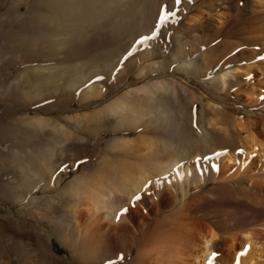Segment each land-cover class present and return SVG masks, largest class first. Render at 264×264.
<instances>
[{"label": "bare ground", "instance_id": "obj_1", "mask_svg": "<svg viewBox=\"0 0 264 264\" xmlns=\"http://www.w3.org/2000/svg\"><path fill=\"white\" fill-rule=\"evenodd\" d=\"M160 1L33 0L29 2L27 10L22 12L18 5L23 0H15V3L7 6L8 11L11 7H16L17 11L11 13L6 22L11 26L12 32L2 33L7 47L0 48V65L5 61L15 64L21 70L12 84L0 90V98L25 104L35 101L34 96H31L35 90L45 92V97L47 91H52L58 93L54 99L63 100L65 96L67 100H74L82 106L85 102L96 103L106 97L121 85L119 78L128 79L130 74H138L140 68L135 59L137 36H144V32L149 29L150 32L146 34L156 32V37L163 32L162 27L165 24L159 21L160 17H157L156 13V9L162 4ZM186 1L190 4L197 2ZM215 1L217 0H208L207 4L211 7ZM226 1L228 10L236 9L235 5L230 3L231 0ZM249 3L250 5H245L247 9L249 6V15L240 10L230 15L225 12L227 15L223 13L222 16H225L227 26L234 23L235 28H230L228 34L240 36L243 43L256 44L258 40H263L261 49L258 50L261 53L264 52V0H252ZM150 9L152 13L149 12ZM49 12H53L52 15ZM153 21H156L155 25ZM151 25L154 28H151ZM88 31L96 34V40L91 38ZM248 32L252 34L245 36ZM229 47L231 43L230 46L227 45V48ZM230 50L226 53L229 54ZM242 53L245 51H241V55ZM149 55L142 54L141 58L145 61ZM248 55L245 53L243 57ZM151 56L163 58L161 66L168 61L178 60L175 69L182 72L181 74L186 75L189 72L195 77L198 76L194 73L201 65L192 64L193 61L189 63L185 59L181 61V48L178 45L173 46L168 55L164 56L160 50H153ZM236 56L232 54L230 58ZM147 63L146 66L154 68L159 67L160 61L156 60L148 65ZM261 65L256 67L261 70L260 75L263 74V78L264 65ZM223 69L224 67L218 68L210 77L202 78L204 84L223 89L229 96L240 92L239 94L246 97L242 101L239 98L238 101L244 114L253 116L258 113L262 119H241L235 114L224 112L225 110L220 111L216 108L219 104L213 102L216 107L210 106V116L203 121L200 119L204 127L201 136V133H193L190 124L184 123V120H176V125H172L169 122L174 114L169 116L166 112H179L183 103L190 101V97L189 100L184 97L187 88L185 81L163 77L140 87L128 88L101 105L96 103L94 108L81 109L66 115L60 123H54L49 118L31 120L29 125L32 127L48 126L52 130L45 147L42 146L45 153L51 154L57 151V148L61 154L66 151L65 147L77 148L85 144L88 137L97 139L99 145L102 133L127 130L139 132L134 138L118 136L107 140L103 151L94 148L90 154H80L77 160L85 164L106 161L108 157L105 153L119 150L121 154L131 156L132 162L124 168L119 177L113 174L112 178L106 179L109 173L104 170L93 172V175L85 178H81V175L75 176L56 195L45 197L43 203L50 206L55 204L60 196L67 195L66 205L73 209L69 218L65 217L61 223H52L55 226L49 223L51 229L60 236L69 234V240H77L78 232L72 230L77 224L73 215L76 214L82 198L87 199L86 201H97L100 208V205L105 204L106 199L112 196L133 201V196L138 193L143 200L144 194L152 197L155 193V197L162 200L167 197L166 202L173 208L171 218L161 216L152 223H144L141 228L144 233L132 245H136L137 255L129 264H164L160 263L162 260L167 262L166 264H208L212 253H216L212 264H264V89L252 86L248 90L249 80L239 79L240 72L245 78L250 75V65L241 68L230 67L226 71ZM114 75H117V79H114ZM73 91L79 95L78 98L73 99ZM231 91L233 93H230ZM253 107L257 108V112L252 110ZM166 116L169 117V122L165 120ZM142 118L148 126L143 128L132 125ZM110 119L112 122L108 123ZM186 120L190 123L188 118ZM17 125L18 121L10 120L0 125V132H6ZM166 128L167 131H164ZM147 141L149 146L153 147L152 150H155V156L153 154L149 157L151 161L161 159L151 163V166L146 164L150 159L144 162L137 155L140 147ZM151 148L148 147L149 150ZM5 154L0 152V160H4L3 162H7ZM17 156H14L11 164L19 165L18 169L22 163H25L28 171L30 166H38L39 178H43L38 189H42L43 195L61 185L63 175L52 180L54 165L49 161L51 157L45 160L46 156L41 154L19 156V164L15 161L19 160ZM197 157L208 159L198 161ZM109 158L117 160L110 156ZM189 160H193L195 165L191 166ZM173 166L175 167L170 169ZM156 175L160 176V179ZM150 180H153V183L149 185ZM232 180L238 182L236 187L228 184ZM81 183L82 186L79 187ZM164 183H167V187ZM208 183L215 186L177 206V202L188 194L190 184L200 189ZM146 184L147 189L144 187ZM11 189L10 184L0 185V195L9 197ZM180 193L182 198L179 197ZM40 198L34 196L29 203L34 204ZM185 210L191 213V218H206V228L203 229L198 223L200 219L197 222L176 223L177 217ZM104 211L106 216L111 218L107 205ZM118 228L128 232V227L123 223H119ZM126 236H123L124 239ZM245 246L247 251H244ZM241 252L244 254L238 260L237 254ZM33 256L34 254L28 253L27 260L23 259L19 264H48V257L33 259Z\"/></svg>", "mask_w": 264, "mask_h": 264}, {"label": "rangeland", "instance_id": "obj_2", "mask_svg": "<svg viewBox=\"0 0 264 264\" xmlns=\"http://www.w3.org/2000/svg\"><path fill=\"white\" fill-rule=\"evenodd\" d=\"M31 1L23 0V2L18 5L20 10L22 12L26 11L28 8L27 6ZM207 1L208 0H197L196 3L190 4L186 0H181L180 4H177L176 0H161V6L159 5L156 9L158 12L155 11L157 13V17H160L161 9H164L166 14L175 13V15L168 16V19L164 21L165 26L162 27L164 28V30H162L163 32L157 37L156 32L154 36L153 33H151L152 35L146 34L147 32H150V29L147 32H144V36L142 34L140 36L136 35L137 40L135 41V44L137 47L135 49L137 52L135 59L140 68L138 70V74L137 72L136 74H130L128 79L123 77H121L122 79L119 78L121 85L116 90L109 92L106 97L98 100L96 103L101 105L114 98L116 95L123 93L128 88L140 87L156 80H160L163 77H174L173 79L175 81H185L184 84H186L187 88L185 91L186 93H184V97L188 100L190 97V101L183 103L181 110H178L179 112H166L169 116L174 114L173 119H171L170 122L169 117H165V120L172 125H176V120V122L184 120V123L188 125L190 124L189 127L192 128L191 130L193 133H201V136L204 133L202 123L203 119L210 116L212 107H216L213 106V102H217L219 104L216 108L220 111L225 110L224 112H227L228 114L230 113L231 115L235 114L241 119H245L247 117H251V119L254 118V120L262 119L258 113L253 116H247L244 114V112L240 109L238 101L239 98L240 101H242V99H245L246 97L239 94L240 92H238L237 95L234 93L229 96L223 89L220 90L210 85L208 87L207 84L205 85L202 81V78L210 77L218 68L224 67L223 70L226 71L227 68L230 67L241 68L250 65V75L245 78V76L243 77L242 75L243 73L240 72L239 79L242 81L244 79L249 80L248 90H250L252 86L253 88L264 89V77L261 78L263 74L260 75L261 70H257L258 68L256 67L259 65L262 66L261 64L264 65V60L257 59L259 56H264V52L260 53L258 51L261 49L263 40H258L256 44L243 43L244 41L240 38V36L228 34V30L230 28H235L234 23H230L227 26L225 16H222L226 13L229 15L236 14L240 10H242V13L244 12V14L249 15L251 13L249 12V6L247 9L245 5H250L249 2L252 0H231L230 3H232V5L234 4L236 8L234 10H228L226 8L228 4V1L226 0H217L211 7L207 4ZM11 3H15V0L0 1L1 49H5L7 47L2 33L12 32L11 26L6 24L7 19L11 13L15 12V10L17 11L16 7H11L9 9L10 11H8L7 6ZM149 12L152 13L153 11L150 9ZM52 13H50V15H52ZM192 17L194 19H192ZM155 22L156 21H153L154 25ZM152 25L150 27L154 28ZM88 34L91 38L93 37L94 40H96V34L94 32L88 31ZM251 34L252 32H248L244 35L250 36ZM145 36L150 37V39H142ZM230 43L231 47L227 48V45L230 46ZM175 45H178L181 48V61H184L185 59V61H188L189 63L193 61L192 64L196 63V65H201L197 72L194 73L198 76L195 77L189 72L186 75L181 74L182 72L175 69L178 65V60H175L174 62L172 60V62L168 61L165 65L161 66L160 64H163V58H159L160 56H151V51L153 50H160L161 55H168L170 49ZM231 48L234 49L232 50ZM228 50H230L229 54H227L228 52L226 53ZM241 51H245V53L249 54L248 57H246L247 59L243 57L245 53H242L241 55ZM141 52L142 54H150L147 60L144 59L145 61H143V58H141ZM232 54L236 57L230 58V55ZM155 59L160 61L159 67H154V69L153 67L145 65L147 62L150 64L153 61H156ZM20 60L24 61V59ZM139 61L140 63H138ZM191 67H193V65H191ZM20 70L21 69H18L15 64L5 63V61L4 63L2 62L0 65V90L6 88L7 85L12 84L14 78L18 75ZM114 79H117V75H114ZM233 79L235 80V77ZM232 91L234 92V90ZM232 91L230 93H233ZM44 93L40 90L33 91L31 96H34L35 101L25 104L19 102L15 103L11 100L0 98V125H3L10 120L18 121L17 127L15 126L10 128L6 130V132H0V152L3 154L6 153L5 157L7 159V162L0 160V185L10 184L12 186L11 191L8 193L9 197L4 198L0 195V264H19L23 259L27 260L26 255L28 253L34 254L33 259L34 257L39 258L40 256L42 258L48 257V264H129L130 261L137 255V247L136 245L135 247L132 245L139 240L141 235L144 233V230L141 229L144 223H152L154 219H158L161 216H169V218H171L170 214L172 213L173 208L170 204H168V202H166L167 197L165 200H162L155 197V193L153 195L155 198L144 194V200L141 199L134 202L129 201L127 198L117 199V197L112 196L107 198L106 203L101 204L100 208L98 207L97 201H93L92 199V201L89 200V202L86 201L87 199L82 198L77 206L76 214L73 215V219L77 220V224L74 225L72 230L74 229L78 232L77 240H69L67 238L69 237V234L67 236H60L51 229V225L55 226L52 223H61L65 217L69 218L70 212L73 211V209L66 205L65 199L67 195L60 196L56 203H53L50 206L44 204L43 200L45 197L48 198L56 195V193L60 192L63 186L75 176L81 175V178H85L89 175H93V172H100L101 170H104L106 173L110 174L106 176V179L112 178L113 174L119 177L124 168L132 162L131 156L123 155L119 152V150L112 151L110 154L103 153L106 157L109 158L110 156L116 158L117 160L106 158V161L99 160L94 163L86 162L84 164L82 161L77 160V158L82 153H92L94 148L103 151V147H105L107 140H111L118 136L134 138L139 135V132L127 130L102 133L99 137V145H97V139L88 137L89 139L87 138V142H84L85 144L77 148L75 147L74 149H67V147H65L66 151L62 154L58 153V148L53 154L45 153L42 149H44L43 147L46 145L45 142H47V138L50 136L52 130H50L48 126L32 127L29 125L31 120L34 121L38 118H49L54 123H60L61 119L66 115L73 114L81 109L94 108L96 103H94V101H88L81 106L74 100H67L64 98L65 96L63 97V100L54 99L58 95L56 92L47 91L46 97L44 96ZM77 95L76 91H73V99L78 98L79 95ZM200 95H202L201 100L198 101V97H200ZM210 106L212 107L210 108ZM252 110L257 112L256 107H253ZM187 118L190 120V123L186 120ZM111 120L112 119H110L108 123L112 122ZM132 125L143 128L148 126L143 118L141 120L139 119ZM164 131H167V128L164 129ZM145 145L140 147L137 155L141 161L147 162V160L150 159L149 157L153 156L155 150H152L153 147L149 146L148 141ZM148 147L149 149L152 147L151 150H149ZM16 154L18 155V158L19 156L27 157L37 154H41V156L45 155V160H48V158L51 157L49 161L54 165V171L52 170L51 173L52 180L53 178L55 179V177L63 175L61 185L52 190L53 192L50 191L43 195L41 192L42 189H38L40 182L43 179L39 178V174L37 172L38 166H30L31 168H29L30 170L28 171L25 168L26 166H24L25 163L20 164L21 159L19 158V160L15 159V161L21 165V168L18 169V167H20L19 165L11 164ZM158 159L161 160L160 158ZM189 161L191 166L195 165L193 160ZM102 162H104V164ZM154 162L153 159L152 161L150 159V161L146 164L151 166V163ZM174 167L175 166L170 169H173ZM156 177L160 179V176L156 175ZM150 181L153 183V180ZM228 184L236 187L238 182L236 180H232ZM164 185L167 187V183H164ZM81 186L82 183L79 184V187ZM214 186L215 185L213 183H208L200 189H196L190 184L188 186L189 192L184 197L185 199L180 197L182 196V193H180L179 197L182 199L177 202V206H181L184 203L189 202L191 198L198 197L200 194L204 193L206 189L213 188ZM34 196L39 198L43 196V198H40V200L36 201L34 204L29 203ZM106 205L107 209L111 212V218H108L104 211ZM122 208H127L128 211L120 215V218L117 219V213L120 212ZM185 211L182 215L180 214V216L177 217L176 223L183 224L184 221L185 223H188L189 221L197 222L198 219H200L198 223L201 224L203 229L206 228L208 221L206 218L198 216L191 218V213L187 210ZM118 222L120 224H125L126 227H128V232L118 228ZM49 223L51 225H48ZM149 226H151V224ZM126 235L129 236L128 239ZM123 236H126V239H124L125 237ZM129 249H131L130 252ZM23 255L25 258H23ZM161 262L164 264L167 263L163 260L160 261V263ZM176 264L180 263L177 262Z\"/></svg>", "mask_w": 264, "mask_h": 264}, {"label": "snow or ice", "instance_id": "obj_3", "mask_svg": "<svg viewBox=\"0 0 264 264\" xmlns=\"http://www.w3.org/2000/svg\"><path fill=\"white\" fill-rule=\"evenodd\" d=\"M180 2H181V0H176V3L177 4H180ZM169 15H175V13H165V11H164V9H161V13H160V22L161 23H163L164 21H166L167 19H168V16ZM153 35H155V33H153ZM142 39H150V37H144V38H142ZM257 59H260V60H264V56H259V57H257ZM250 78V77H249ZM99 79V78H98ZM202 159H204V160H206V159H208V157H197V160L199 161V160H202ZM150 183H152L151 181H149V184ZM145 189H147V187H148V184H146L145 186ZM133 201L134 202H136V201H139L140 199H141V196H140V194L138 193V194H136L135 196H133ZM128 211V209L127 208H122L121 210H120V212H118L117 213V219H119L120 218V215H122V214H124V213H126ZM244 251H247V246H245V250ZM244 253L243 252H241V253H238L237 254V259L239 260V257L240 256H242ZM215 255H216V253H212V256H210L209 257V261H208V264H212V258L213 257H215Z\"/></svg>", "mask_w": 264, "mask_h": 264}]
</instances>
